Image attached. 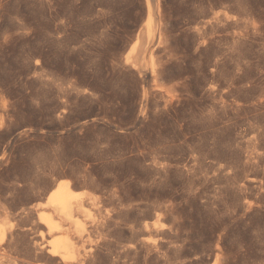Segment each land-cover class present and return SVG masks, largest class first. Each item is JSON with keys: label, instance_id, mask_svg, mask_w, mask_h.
I'll list each match as a JSON object with an SVG mask.
<instances>
[{"label": "rangeland", "instance_id": "obj_1", "mask_svg": "<svg viewBox=\"0 0 264 264\" xmlns=\"http://www.w3.org/2000/svg\"><path fill=\"white\" fill-rule=\"evenodd\" d=\"M61 180L77 264H264V0H0V264Z\"/></svg>", "mask_w": 264, "mask_h": 264}, {"label": "bare ground", "instance_id": "obj_2", "mask_svg": "<svg viewBox=\"0 0 264 264\" xmlns=\"http://www.w3.org/2000/svg\"><path fill=\"white\" fill-rule=\"evenodd\" d=\"M156 19H157L156 16L155 17L150 16V21L148 23H146V25H145L147 27V31H148L147 32L148 33L147 34L148 35L147 36L148 43H151L153 41L152 39H154L156 31L159 30L160 23H159V21H156ZM142 31H144V30H142ZM143 34H145V33H143ZM138 36H139V34H138ZM141 37L143 38V35ZM138 40L133 45L134 50L136 47L138 48L139 46H141V45H138V44H141V43H138ZM143 40H145V39H143ZM139 48H141V47H139ZM141 49H139L141 51V54H145L147 52L148 48L146 47V48H143L142 50ZM129 53H133V51L129 52ZM129 55H131V54H129ZM138 55L141 56L140 52L138 53ZM138 55H137V57H138ZM129 58H131V57L129 56L128 59ZM137 59L139 61V58H137ZM169 87H168V89H169ZM94 196L96 197V195H94ZM94 196L93 197L90 196V197H91V199H94L93 201L95 202ZM88 200H90V199H88ZM98 201H99V199H98ZM98 201H96L95 203H97ZM88 204H89V202H87L85 200V192L76 190L74 188V186L71 184V181L61 180V181H59V183H57L56 187L52 188V190L49 191L44 202H42V203L39 202L38 204H36L34 206V209L39 212V215H38L39 217H38V221L36 224L38 227L39 236L41 238V241L39 244L41 246L40 247V249H41L40 254L41 255H39L41 257V259L46 258V259H48V261L54 262L55 264H77L78 263L79 258H77V251L80 249L79 243L81 244V242L84 241V237H86V236H84L85 229H84L83 225L81 226V223H80V225L78 224L79 219L77 221V217H79L78 215H81V213L86 209ZM97 204H99V203H97ZM91 206H92V204H91ZM93 207H94V205H93ZM103 209H104V207H103ZM55 215L57 216L58 219H55ZM75 220H76V225H77L76 228H78V230H77V232H75L76 229L73 227L74 226L73 225L72 228L74 229V232H72V231H70V229H69L70 227L68 225L73 224V222ZM67 221H69V222H67ZM155 224L157 225L160 223H159V221H156ZM153 227H154V225H153ZM2 230H4V229L0 228V250L3 249V251H5V250L7 251V248L8 247L10 248V246L11 245L13 246V244H12L11 240L5 241V233L2 232ZM102 233H104V232H102ZM87 244H88V242H87ZM14 247L17 248L18 246H14ZM46 247H48L47 248V254L48 255L45 254V252H44V248H46ZM6 251L4 252V254L9 256V254H7L8 252H6ZM10 261H11V264H43L40 261L34 262L31 260H27V258L25 259V258H20V257H16V256H14V257L11 256Z\"/></svg>", "mask_w": 264, "mask_h": 264}]
</instances>
